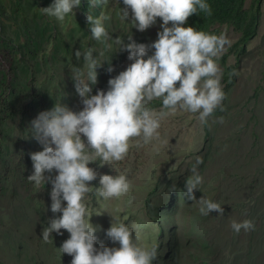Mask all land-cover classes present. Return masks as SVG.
Masks as SVG:
<instances>
[{
  "label": "rangeland",
  "instance_id": "rangeland-1",
  "mask_svg": "<svg viewBox=\"0 0 264 264\" xmlns=\"http://www.w3.org/2000/svg\"><path fill=\"white\" fill-rule=\"evenodd\" d=\"M51 3L0 0V58L6 51L5 38L11 37L16 49L11 65L0 64V264H71L72 256L59 249L69 237L67 230L62 229L63 235L53 233L47 242L42 238L49 217L60 213L51 211V183L37 189L28 180L33 171L30 154L41 150L28 129L36 118L34 98L45 99L49 109L56 100L77 111L83 108L70 64L83 66L82 59L75 57L77 49H104L91 37L88 15L109 16L105 23L112 37L123 36L126 43L131 34L137 42L155 41L162 23L158 18L143 32L131 28L130 19L128 24L120 18L124 5L119 0L92 6L88 13L76 7L60 22L43 12ZM220 28L232 44L240 36L233 27ZM116 51L114 44L106 53L113 55L116 70L107 72V61L98 68L93 94L107 90L110 77L131 63L126 51ZM237 62L236 82L227 91L224 110L213 116L216 121L223 116V124L202 126L197 114L178 112L162 119L159 136L150 143L133 138L123 160L112 166L90 164L101 174L123 173L132 181L129 193L109 201L98 200L93 188L89 210L110 211L139 231L143 246L157 245L154 264H264V1L257 35L248 42L247 51L239 60L235 54L227 59L228 64ZM197 155L204 160L198 171L204 177L205 193L198 189L196 197L205 194L218 200L225 209L222 217L218 211L203 217L198 202L184 199L183 188ZM94 182L99 187V178L89 183ZM245 218H252L256 229L236 235L231 220ZM111 221L107 212L93 214L91 222L101 226L97 247L100 241L119 246L106 235Z\"/></svg>",
  "mask_w": 264,
  "mask_h": 264
},
{
  "label": "clouds",
  "instance_id": "clouds-1",
  "mask_svg": "<svg viewBox=\"0 0 264 264\" xmlns=\"http://www.w3.org/2000/svg\"><path fill=\"white\" fill-rule=\"evenodd\" d=\"M121 2L124 7H120V18L125 22L130 19L131 23H127L131 28L143 32L161 18L158 39L137 42L131 34L126 43L123 36L112 37L105 23L109 16L89 14L91 37L102 43L104 49L98 50L95 46L77 49L75 57L82 59L83 66L70 64L75 91L83 108L77 111L63 100H56L51 109L41 111L31 121L28 129V135L41 145V150L30 154L33 171L28 180L37 189L51 183V211L60 213L49 217L42 238L47 242L53 233L63 235L62 229L67 230L69 237L59 249L62 254L72 256L71 264H154L158 259V246H143L139 231L119 221L110 211H104L112 217L106 235L119 246L100 241L97 247L96 232L101 226L94 225L91 218L104 212L89 210V193L95 187L97 199L109 201L129 193L132 181L123 173L101 174L91 163L112 166L113 162L123 160L133 138L150 143L159 136L162 119L178 112L197 114L202 126L225 122L223 116L218 121L213 116L217 109L224 110L227 93L218 60L231 47L232 40L223 33L185 26L194 13L212 15L209 0ZM89 3L96 7L108 4L109 0H89ZM81 4L82 0H52L43 12L63 22ZM114 44L118 48L116 52L128 53L131 63L110 77L107 90L99 89L93 94L98 68L107 61V72L116 70L111 63L113 55H106ZM156 99L162 101L159 109L149 106ZM203 163V157L197 155L183 188L184 199L198 202V211L203 217L212 215L213 211L222 217L225 209L218 200L205 194L199 199L196 197V190L204 192V177L198 171ZM97 178L99 187L89 183ZM172 191L177 190L173 187ZM230 227L239 235L254 231L256 222L252 218L232 219Z\"/></svg>",
  "mask_w": 264,
  "mask_h": 264
},
{
  "label": "trees",
  "instance_id": "trees-1",
  "mask_svg": "<svg viewBox=\"0 0 264 264\" xmlns=\"http://www.w3.org/2000/svg\"><path fill=\"white\" fill-rule=\"evenodd\" d=\"M264 0H250L247 5V0H209L212 5L213 13L211 16L201 12L192 14L185 26L191 25L200 30L211 32L215 34L221 33L220 26L226 25L233 27V29L239 33V37L235 43L228 48V51L223 53L218 63L223 67V84L224 90L227 91L236 82V70L238 68V62L235 64H228L227 59L229 55L235 54L239 60L241 55L247 51V44L252 40L258 32L262 4ZM83 12H89L92 8L89 0H82V4L78 6ZM171 23V22H170ZM5 52L0 58V64L11 65L13 62V51L16 49L13 47L14 40L11 37H7L2 41ZM235 70V72L233 71ZM179 83V82H178ZM162 101L156 99L150 103V107L161 106ZM49 105L43 98H34L32 111L36 112V117L41 111L48 110ZM221 110L217 109L215 114H218ZM208 136V132L206 134ZM94 186L98 187V184L94 182ZM93 192L96 194L94 187Z\"/></svg>",
  "mask_w": 264,
  "mask_h": 264
}]
</instances>
